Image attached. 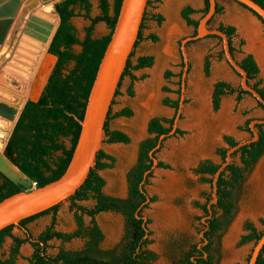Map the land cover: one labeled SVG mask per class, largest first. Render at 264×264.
Returning a JSON list of instances; mask_svg holds the SVG:
<instances>
[{"label": "rangeland", "instance_id": "obj_1", "mask_svg": "<svg viewBox=\"0 0 264 264\" xmlns=\"http://www.w3.org/2000/svg\"><path fill=\"white\" fill-rule=\"evenodd\" d=\"M109 1L113 6L114 0ZM169 1L150 0L142 29L143 38L133 49V64L137 63L140 56L151 55L154 57L153 65L139 70L130 69V73L121 82L120 93L114 98L112 114L125 107H130L133 110V115L131 117H113L109 120L111 129H118L129 135V143H108L105 141L102 145L107 153L115 157L112 168L100 171L106 181L104 191L111 196L127 197L129 192L128 173L137 163L141 142L152 136L148 129L150 120L154 117L172 118L175 116L176 109L165 105L164 100L179 98L178 91L181 88L185 66L181 44L186 37L196 33V28L188 25L182 17V10L186 6H191L189 1L174 0L171 7L167 5ZM202 1L203 8L196 9L197 12L192 14L197 18L196 20L204 15L205 0ZM218 1L223 3L225 0ZM91 2V16L94 17L101 13L100 0H91ZM220 5L224 8L223 4ZM38 6L33 8V11ZM222 13L215 15L211 20L209 23L211 29H217L220 24H225L219 20ZM52 14L57 17L54 21V29H56L60 21L59 16L56 11ZM155 15H161L163 21L159 23L154 17ZM258 19L262 28L258 31L255 30L253 37L251 32L242 31L240 34L237 27L234 26L236 34L233 36L235 49L233 55L236 60H241L247 54L245 51L247 39L250 42L253 38L256 42L258 41L259 48L256 49V53H258L262 65L259 79L261 86L264 87V23L259 17ZM72 22L77 27L78 36L83 39L85 37L84 28L91 21L83 16H77L73 18ZM172 26L179 29L174 33L175 30L173 31ZM109 32L107 24L99 22L95 27L94 37H102ZM151 34H155L158 40L150 39ZM208 37L213 36L190 41L186 46L189 69L186 77L184 107L177 127L184 133L170 135L163 142L156 156L170 168H154L153 176L146 185L148 194L157 198L143 210L144 216L151 219L149 229L152 232L150 236L152 243L148 248L156 254V259L152 264H181L184 254L189 252L193 245L200 242V232L204 228L202 220L205 213L197 203L204 204L206 202L207 195L212 192V186L208 182H203L202 176L197 174L194 169L205 160L219 163L222 159L218 155L217 149L227 147L225 136H232L237 141L244 140L250 136V133L241 130L240 127L245 126L250 118H264V109L249 94H243L240 101L237 100V93L230 94L221 101L218 110L214 109L213 91L216 82H229L223 79L224 73L221 65L228 66L236 77L237 82L233 85L234 87L240 86L241 77L227 61L223 50V41L217 37ZM75 49L78 52L81 47L76 46ZM47 55L52 62L45 70L43 80L41 74L36 75L37 81L32 85L27 100L40 96L45 84L44 79L47 78L55 64V57L48 51ZM207 58L211 63L209 74L205 71ZM5 65L12 66L8 61ZM169 72L170 76H168ZM229 83L231 84V82ZM130 88L133 90V95L129 93ZM66 142L69 146L70 141ZM233 161L244 167L240 154L233 157ZM260 192L264 193V154L256 164L244 169V179L234 190L236 204L232 217L227 220L223 230L212 236L211 252L214 255V264H247L254 242L244 244L241 242L242 236L246 234V223L251 222L258 229H264L260 222V219L264 217V202L260 206L257 201ZM79 203L89 208L95 205L94 200ZM70 204V201L67 200L59 208L56 225L58 230L72 232L78 227ZM216 213L218 217L223 216L222 210L217 209ZM52 219V214L41 216L30 222L26 229L15 227L13 233L22 238H27L30 235L35 239L51 224ZM84 219L88 224L90 217L84 215ZM97 221L104 232L101 247L103 249L114 248L125 234L124 215L114 211L103 212L97 216ZM84 244L85 242L81 238H75L70 242L53 239L49 242L51 245L49 251L56 253L60 246L77 250L81 249ZM11 245L12 238L7 237L0 247V258H6L9 255ZM33 251L32 244L25 242L21 246L18 262L28 264V258Z\"/></svg>", "mask_w": 264, "mask_h": 264}, {"label": "trees", "instance_id": "obj_2", "mask_svg": "<svg viewBox=\"0 0 264 264\" xmlns=\"http://www.w3.org/2000/svg\"><path fill=\"white\" fill-rule=\"evenodd\" d=\"M255 1L264 7V0ZM121 2L122 0H114V4L111 6L109 0H100L99 8L101 13L94 17L91 16V0H60L54 4L60 21L48 47V53L55 56L57 60L48 78V82L38 99L29 98L26 101L4 148L6 158L29 179L36 181L38 183L37 187L44 186L58 179L65 172L71 161L81 132L79 120H83L84 118L90 91L101 59L113 33ZM241 5L249 9L245 5ZM208 9L209 0H205L204 14L207 13ZM223 11L224 8L217 3L215 15L221 14ZM195 12H197L196 9L186 6L182 10V17L188 25L194 26L197 29L199 20L191 17ZM254 14L256 15V13ZM146 15L147 10L136 45L143 38L142 29L144 28ZM77 16H83L91 21L84 28L85 37L83 39L78 36L77 27L72 22L73 18ZM154 17L159 23L163 21L161 15H155ZM99 22H105L110 32L97 38L94 37V31ZM262 22L264 23L263 20ZM217 29L227 34L231 52L234 53L233 36L236 34V27L220 24ZM212 36L222 40L218 36ZM149 38L154 41L158 40L155 34H151ZM76 46H80L81 50L77 52ZM133 55L134 52L130 55L118 90L116 91V96L120 93L121 82L130 73V69L139 70L151 67L154 63L153 56L144 55L138 58L136 64H133ZM237 61L246 70L249 84L264 98V87L261 86V80L259 79L260 67L254 56L252 54H245L241 60ZM210 67L211 63L209 58H207L205 61V71L207 74L210 73ZM170 75L171 73L169 72L168 76ZM129 93L133 95L132 88L129 89ZM234 93L238 94V101L242 99L243 94L251 95L241 85L234 87L226 81L216 82L213 91L214 109L218 110L220 108L224 96ZM178 94L179 98L177 100L166 98L164 104L175 108L177 111L181 88ZM258 104L264 109V106L260 102ZM132 115L133 110L130 107H125L115 114H112L111 107L105 124L106 137L104 142L129 143V135L121 130L111 129L109 127V120L113 117H131ZM174 119L175 116L172 118L154 117L150 120L148 129L152 136L141 142L137 163L128 173L129 192L127 197L120 198L105 193L104 187L106 181L100 174V171L112 168L115 157L107 153L103 148L100 149L97 154L96 163L92 167L88 178L77 192L67 199L71 203V210L74 211L77 229L72 232H65L56 228L57 214L62 203L41 213L27 217L21 220L19 225H11L0 231V247L4 244L7 237L12 238L9 255L6 258H0V264H24L19 263L18 259L21 246L25 242H30L34 248L32 255L28 258V264H152L156 259V254L148 248L152 243L150 238L152 232L149 229L151 219L147 218L145 221L143 214L144 208L157 199L155 196H150L146 190V185L153 176V160L150 157V151L157 145L158 139L162 134H168L172 130ZM254 119L257 118L248 119L246 125L240 127L241 130L248 131L251 136L250 123ZM256 127L259 132L258 141L243 146L233 154V157L240 154L244 167L237 165L233 161L222 171L218 180V203L213 205L214 213L212 218L208 220L209 228L205 232L208 243L204 246L201 256L198 259L194 257L195 260H198V263L192 260V250L199 251L198 244H195L192 250L184 254L181 264H214V255L211 252V245L213 244L212 236L223 230L227 224V220L232 217L236 204L234 190L244 179V169L252 167L264 154V124H258ZM175 133L183 134L184 132L177 128ZM224 139L227 147L217 149L218 155L223 161L226 158L228 147L235 146L239 142L229 135L225 136ZM67 140L70 141L69 146L66 142ZM158 151L154 153L155 156ZM219 167L218 163L205 160L194 171L202 176L203 182H208L212 186L213 178ZM157 168L167 169L170 167L165 162L159 160ZM147 171L149 173L143 184L144 192H142L140 184ZM22 190H24V187L21 184L12 180L0 169V201ZM148 197L150 201L145 203ZM212 199L211 192V194L207 195L204 204L197 203L204 211L205 216L209 214L207 205ZM87 200H94L95 205L89 208L79 203ZM143 203L145 204L141 207ZM217 209L222 210V217L216 215ZM108 211L124 215L125 234L120 243L114 248L103 249L101 243L104 240V232L97 221V216ZM48 214L53 215L52 222L37 238L33 239L30 235L27 238H22L13 233L15 227L26 229L30 222ZM84 215L90 217L88 224L84 219ZM260 222L264 227V217L260 219ZM202 224L203 229H205L207 226L203 222ZM245 228L246 234L242 236L241 240L243 244L249 242L256 244L264 234V229H258L251 222H247ZM75 238L84 240L85 244L81 249L72 250L60 246L56 253L49 251L51 248L49 242L51 240L57 239L70 242ZM205 253H207V256H204ZM250 256L251 254L248 257L247 263ZM256 264H264V247Z\"/></svg>", "mask_w": 264, "mask_h": 264}, {"label": "water", "instance_id": "obj_3", "mask_svg": "<svg viewBox=\"0 0 264 264\" xmlns=\"http://www.w3.org/2000/svg\"><path fill=\"white\" fill-rule=\"evenodd\" d=\"M49 1L50 0H34V4L38 5L39 2L47 3ZM58 1L60 0H55L54 4ZM235 1L248 7L264 21V7L255 0ZM148 2L149 0H122L113 33L101 59L94 83L90 91L84 118L83 120H79L81 124V132L67 169L58 179L44 186L33 187L31 185H22L24 190L1 200L0 231L11 225H19L21 220L41 213L54 207L55 205L67 201V199L73 196L88 178L92 167H94L96 163L97 154L99 150L102 149V145L106 137L105 124L108 119L109 111L112 107L114 98L116 97V91L118 90L119 83L123 77L130 55L133 52V49L135 48L136 42L139 38L141 25L148 6ZM216 9L217 0H209V9L207 13H205L199 20L196 33L186 37L181 44L185 66L181 79V96L179 108L175 112L172 130L168 134H162L158 139L157 145L150 151V157L153 160L152 169L156 168L159 162V159L154 153L161 148L164 140L168 136L175 134L178 127V122L181 118L185 100L186 77L189 69V60L186 46L190 41L202 39L212 35L220 37L223 41V50L227 61L241 77V87L250 93L257 102H260L264 106V98L254 87L249 84L246 70L238 63L231 52L230 41L227 34L219 29H211L209 27V23L214 17ZM57 28L55 29L54 34ZM55 60H57L56 57ZM52 69L50 70L47 78L44 79V86L48 82V78L52 72ZM9 108L10 107L5 102L0 101L1 115L12 117L10 115ZM258 124H264V118L252 120L250 123L252 136L250 134L248 138L239 141L235 146L228 147L225 160H221L218 163L220 167L218 168L212 182L213 199L207 205L209 214L204 216L202 220V222L207 226L200 232V237L204 241L203 243L199 244V248L202 245H206L208 243V239L205 237V232L209 228L208 220L212 218L214 213L213 205L218 203V180L221 176V173L233 162V154L236 151L245 145H249L258 141L259 132L256 127ZM148 173L149 171L145 173L144 179L140 184L142 192H144L143 184ZM149 201L150 198L148 197L145 203H148ZM145 203H143L141 207H143ZM144 220H147L146 216L144 217ZM263 247L264 234L260 240L254 244L250 259L247 264H256ZM204 256H207V253H205Z\"/></svg>", "mask_w": 264, "mask_h": 264}, {"label": "bare ground", "instance_id": "obj_4", "mask_svg": "<svg viewBox=\"0 0 264 264\" xmlns=\"http://www.w3.org/2000/svg\"><path fill=\"white\" fill-rule=\"evenodd\" d=\"M54 1L39 2L38 6L34 0H0V101L10 107L12 116L0 114V169L14 181L23 180V176L6 158L4 148L36 75L41 74L43 80L52 62L47 51L55 30ZM7 61L12 66H6ZM257 201L263 204L264 193L258 194Z\"/></svg>", "mask_w": 264, "mask_h": 264}, {"label": "crops", "instance_id": "obj_5", "mask_svg": "<svg viewBox=\"0 0 264 264\" xmlns=\"http://www.w3.org/2000/svg\"><path fill=\"white\" fill-rule=\"evenodd\" d=\"M187 1H189L191 7H193L194 9L199 10V9L203 8V1L202 0H187ZM174 2H175L174 0H170L167 3V5L168 6L170 5V7H171V5ZM217 3H219V5L220 4L224 5V12L222 13V15L219 18V20H222L225 24L236 26L237 29H238V32L240 34H242V31L251 32L252 37H253V32L255 30L258 31V29L262 28L261 27L262 26L261 22L259 21L258 17L255 16L251 11L245 9L237 1H235V0H225V1H223V3H220V1L217 0ZM191 17L193 19H195V20L197 19L194 16H191ZM200 19H198V20H200ZM171 28H173V31L175 30L174 33L176 32V30L179 29L176 26H172ZM208 38H213V37H208ZM261 40H262V38H261ZM257 42H256V40H254V38L252 39L251 42H250L249 39H247V46L245 47V51H246L247 54H253V56L256 59L259 67L262 70V67H261L262 65H261V62L259 60L258 53H256V49L259 48V45H258ZM221 69L223 70V73H224L223 79H226L229 82H231V85H235V82H237V79L234 76V74L232 73L231 69L228 66H226L225 64L221 65ZM227 96H230V95L224 96L222 98V101ZM183 107H184V105H183ZM182 111H183V109H182ZM19 172L23 176V180H19V181H15V182H17L18 184H21L23 186H28V185L33 186L32 185L33 181L31 179H29L25 174H23L20 170H19Z\"/></svg>", "mask_w": 264, "mask_h": 264}, {"label": "flooded vegetation", "instance_id": "obj_6", "mask_svg": "<svg viewBox=\"0 0 264 264\" xmlns=\"http://www.w3.org/2000/svg\"><path fill=\"white\" fill-rule=\"evenodd\" d=\"M202 240H203V239L201 238V239H200V242L197 243L198 246H199V244L203 243ZM204 246H206V245H202L200 248L198 247L199 251L192 250L193 247L191 248V250H192V260H194L195 263H198V260H197V259L201 256V253H202V251H203ZM194 257H197V259L195 260Z\"/></svg>", "mask_w": 264, "mask_h": 264}, {"label": "built area", "instance_id": "obj_7", "mask_svg": "<svg viewBox=\"0 0 264 264\" xmlns=\"http://www.w3.org/2000/svg\"><path fill=\"white\" fill-rule=\"evenodd\" d=\"M32 185H33V187H37L38 183L36 181H33Z\"/></svg>", "mask_w": 264, "mask_h": 264}]
</instances>
